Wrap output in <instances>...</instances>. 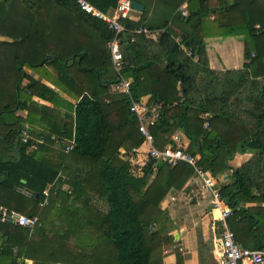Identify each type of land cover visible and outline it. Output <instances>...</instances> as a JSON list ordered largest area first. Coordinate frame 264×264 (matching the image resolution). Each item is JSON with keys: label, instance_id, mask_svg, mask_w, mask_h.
Returning <instances> with one entry per match:
<instances>
[{"label": "trees", "instance_id": "trees-1", "mask_svg": "<svg viewBox=\"0 0 264 264\" xmlns=\"http://www.w3.org/2000/svg\"><path fill=\"white\" fill-rule=\"evenodd\" d=\"M88 1L102 10L116 3ZM137 1L144 3L140 16L120 18L125 26L121 75L129 79L132 97L149 94V101L161 102L159 118L150 126L154 144L164 146L181 130L189 140L184 150L198 155L197 167L210 175L231 168L230 181L219 186L231 208L227 224L240 245L264 246V205L243 204L264 202V0H186V14L177 7L183 0H167L169 12L159 23L147 14L157 0ZM205 9L216 16L202 18ZM142 27L147 32L137 30ZM80 32L83 41L74 35ZM208 33L242 35V66L210 68ZM111 35L106 22L83 11L76 0H0V203L35 214L42 189L62 167L68 175L72 170L68 182L77 194L86 196L89 190L105 201L101 209L85 199L84 218L56 230L38 224L39 218L31 229L0 222V264H16V257L20 264L25 257L32 264H162L161 244L171 235L160 201L197 172L184 160L169 164L149 156L127 109L128 95L109 90L118 79L107 46ZM22 64L43 67L57 89L26 74ZM33 95L64 112H55L57 118L46 113L55 108ZM23 108L24 116L17 112ZM25 122L42 127L28 130L21 141ZM71 131L73 145L63 152ZM51 133L62 140L56 147ZM39 136L41 147L34 138ZM142 144L146 147L139 148ZM134 146L129 157L121 155L120 147ZM237 146L256 152L231 167L228 159ZM18 184L32 196L16 191Z\"/></svg>", "mask_w": 264, "mask_h": 264}, {"label": "crops", "instance_id": "crops-1", "mask_svg": "<svg viewBox=\"0 0 264 264\" xmlns=\"http://www.w3.org/2000/svg\"><path fill=\"white\" fill-rule=\"evenodd\" d=\"M142 4L144 7V3ZM181 4H186V0H183L177 7ZM141 11H131L130 17L138 18ZM168 12L169 8L167 7V0H157L154 3L151 1L147 14L151 15L156 23H159ZM200 14L202 18L211 20L216 16V11L205 9L202 10ZM204 42L208 66L210 68L224 70L228 68H239L242 66L245 60L243 55L242 35L221 36L208 33L204 36ZM22 67L23 71L29 76L45 83L53 89H57L44 77V68L40 65L32 68L26 64H22ZM46 68L53 70L49 65H47ZM25 80L26 79H24V81ZM110 86L111 85L109 84V87ZM60 93L65 99L75 103L76 99L62 91H60ZM149 96V94H145L142 97L149 100ZM33 98L43 104H47L49 107L55 108L54 111H48L46 113H53L54 116V113L57 111L61 113L64 112V109L58 104L42 100L35 95H33ZM17 112L24 116L27 113V109H19ZM70 113L73 118V111H70ZM54 117L57 118L58 114ZM24 125L28 127V130L33 128L35 130L41 129L40 127H42L41 124L33 127L27 122H25L23 126ZM174 136L177 137L176 140H174ZM50 137L55 139V143L53 144L54 147L62 141L55 133H51ZM34 138L36 139V142H38V146L41 147L44 139L40 136ZM71 139H73L72 131L67 134L64 143H68ZM188 141V138L181 130H176L171 134L169 141L165 144H178L184 149L188 144ZM63 147L64 145H62L61 148L63 152L69 151L64 150ZM144 147H146L145 144L139 146V148ZM121 148L123 147H120L119 149ZM57 151L59 152V150L56 149V152ZM255 152L256 148L247 147L245 149H240L237 146L232 157L228 159V164L231 167L239 166L249 159ZM48 155L50 156V154ZM69 165H71V168L77 169L75 163L72 162L69 163ZM70 174L72 175V170L69 171V175ZM69 175L63 170V167L60 168L58 171V177L46 186L49 190L47 202L42 206L37 205L38 207L35 214L39 218L38 224L42 223L44 228L48 227L56 230L61 228V226L67 225L73 219L80 220V218H84L85 208L82 202L85 199H88L90 204L96 205L101 209L105 208V201L101 202L99 198L89 190H86V196H83V194H77L72 188L73 185L68 182L70 178ZM212 176L216 185L219 187L221 184L230 181L231 168L223 169ZM66 193L68 194L66 195ZM170 194H174V199H170ZM210 198L211 193L209 189L202 185L200 175L194 173L188 177L181 189L168 191L161 199L159 206L165 209V213L168 216L166 223L170 227L168 228L167 234L171 235L170 239H164L161 244L160 252L162 264H219L220 231L217 229L218 227L212 218ZM243 204L246 206H255L259 204L264 205V202L252 201ZM79 235V238H88L87 234L79 233ZM70 238V236L67 237L69 241H71ZM13 247H16V245L11 246V248ZM245 247L249 246L246 245ZM17 258L18 257H16V261ZM27 260L32 264V259L27 257L24 258L25 264H29Z\"/></svg>", "mask_w": 264, "mask_h": 264}, {"label": "built area", "instance_id": "built-area-1", "mask_svg": "<svg viewBox=\"0 0 264 264\" xmlns=\"http://www.w3.org/2000/svg\"><path fill=\"white\" fill-rule=\"evenodd\" d=\"M78 6L85 12L104 20L112 35L107 40V46L110 53V60L114 71L118 75L116 82L112 83L114 92H123L128 95L127 109L136 118V128L143 137L147 145V152L151 158L157 161H165L169 164H176L180 160H184L194 166L196 172L200 175L202 185L207 187L211 193L210 208L214 223L220 228V258L219 264H264V246L245 247L240 245L235 239L233 231L227 224V217L231 214V208L222 196L219 187L216 185L214 178L209 173L201 170L195 165L198 155L185 151L181 146L174 143H167L162 147L154 144V136L150 130L160 115L161 102L158 100L149 101L142 96L138 99L132 97L129 92V79L121 75L123 67L122 51L120 49L123 40L122 32L125 26L120 22L122 17H130V12L135 10L131 7V0H116V3L106 10H102L88 0H76ZM181 14H186L185 4L178 7ZM258 27L259 24H256ZM137 30L147 32L145 27ZM188 54H191L190 48H185ZM196 55L193 58L196 59ZM28 127L24 125L20 131L19 138L26 141L28 138ZM174 136V140H176ZM73 145V139L64 144V150L68 151ZM137 147H131L128 150L119 149L121 155L125 158L129 157ZM155 169V165L153 166ZM15 190L25 196H32L33 191L23 184L15 186ZM43 197L38 201V205L42 206L47 202L49 190L47 187L42 189ZM170 199H174V194H170ZM38 221L36 214H26L7 205L0 203V222L14 223L32 228ZM154 228V223H152ZM12 250L15 252L16 247ZM16 264H20V258H17Z\"/></svg>", "mask_w": 264, "mask_h": 264}, {"label": "water", "instance_id": "water-1", "mask_svg": "<svg viewBox=\"0 0 264 264\" xmlns=\"http://www.w3.org/2000/svg\"><path fill=\"white\" fill-rule=\"evenodd\" d=\"M131 7L135 10L141 11L143 9V4L137 0H131ZM27 262L30 264L29 260H27Z\"/></svg>", "mask_w": 264, "mask_h": 264}, {"label": "rangeland", "instance_id": "rangeland-1", "mask_svg": "<svg viewBox=\"0 0 264 264\" xmlns=\"http://www.w3.org/2000/svg\"><path fill=\"white\" fill-rule=\"evenodd\" d=\"M75 36H80L79 38H78V41H83V40H85V35L82 33V32H80V33H78V34H74ZM109 90L112 92H114V90H113V88H112V84H111V86L109 87ZM99 200L101 201V202H104V200H102V199H100L99 198ZM46 228H48V227H46Z\"/></svg>", "mask_w": 264, "mask_h": 264}]
</instances>
